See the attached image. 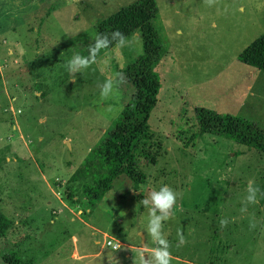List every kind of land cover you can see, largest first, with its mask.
Returning <instances> with one entry per match:
<instances>
[{"label":"rangeland","instance_id":"374dc122","mask_svg":"<svg viewBox=\"0 0 264 264\" xmlns=\"http://www.w3.org/2000/svg\"><path fill=\"white\" fill-rule=\"evenodd\" d=\"M135 1L0 0V212L11 221L0 264L11 254L33 264H143L158 244L141 201L162 186L177 193L163 222L171 264H264L261 192L246 199L249 184L264 183V153L199 134L196 120L203 108L264 128V72L238 61L264 34V0H154L160 90L140 145L145 181L135 190L120 176L91 211L65 199L67 180L130 100L124 72L143 41L132 34L75 73L68 61L89 56L97 22ZM109 79L114 90L102 98Z\"/></svg>","mask_w":264,"mask_h":264},{"label":"trees","instance_id":"16d2710c","mask_svg":"<svg viewBox=\"0 0 264 264\" xmlns=\"http://www.w3.org/2000/svg\"><path fill=\"white\" fill-rule=\"evenodd\" d=\"M156 15L154 0H137L96 24L95 39L91 45L95 43L97 36L107 34L111 40L112 33L116 31L125 38L138 33L143 41V56L124 72L133 93L120 117L111 129L104 132L64 186L65 199H79V204L85 210L91 211L120 176L127 177L135 190L145 181V175L139 171L140 145L147 138L150 139L148 120L156 106L160 90V81L153 69L160 57V46L150 25ZM116 44L117 41L111 40L109 47L102 49L100 53ZM238 61L264 72V34L238 55ZM196 120L199 134L219 136L249 150L264 153V128L253 122L203 108L196 110ZM257 188L261 192L260 200L264 201V184ZM10 226V219L0 212V238L5 236ZM2 261L4 264H33L30 260H19L16 254L2 258Z\"/></svg>","mask_w":264,"mask_h":264},{"label":"clouds","instance_id":"9594fccd","mask_svg":"<svg viewBox=\"0 0 264 264\" xmlns=\"http://www.w3.org/2000/svg\"><path fill=\"white\" fill-rule=\"evenodd\" d=\"M111 40L117 41L119 47H124L130 43V41L126 40L123 34L119 31L112 33ZM111 40L107 34L97 36L95 43L89 46V56L83 57L79 54L75 55L70 61H68V70L75 73L96 63L98 54L102 49L109 47ZM120 82H123V78H121ZM113 90L114 82L109 79L101 88V97H108ZM258 191L259 189L249 184V194L246 198L247 201L255 203ZM176 201L177 193L168 186H162L159 191H152L149 198H145L141 201L145 207L151 205L149 208L150 216L147 226V234L151 237L154 243L158 244V247L150 250V255L148 259L143 260V264H153V258L154 264H171V246L163 233V222L171 217ZM227 223L228 221L226 219L220 221L222 227L226 226ZM177 235L180 242L183 243L185 239L183 234L178 232Z\"/></svg>","mask_w":264,"mask_h":264},{"label":"built area","instance_id":"2783aa9c","mask_svg":"<svg viewBox=\"0 0 264 264\" xmlns=\"http://www.w3.org/2000/svg\"><path fill=\"white\" fill-rule=\"evenodd\" d=\"M105 245H106L107 247H109L111 250H117V248L119 247V246L113 244V243H112L111 241H109V240L105 242Z\"/></svg>","mask_w":264,"mask_h":264},{"label":"crops","instance_id":"0c3cea01","mask_svg":"<svg viewBox=\"0 0 264 264\" xmlns=\"http://www.w3.org/2000/svg\"><path fill=\"white\" fill-rule=\"evenodd\" d=\"M258 93V95H259V92H257ZM254 96V94L253 93H251V95H250V97H253ZM258 152H260V151H258ZM262 153V152H261ZM264 184V183H263ZM257 186H259V185H256V187ZM260 198H261V196H260ZM261 201V200H260ZM262 203H264V201H261ZM146 256V255H145Z\"/></svg>","mask_w":264,"mask_h":264},{"label":"water","instance_id":"95a60500","mask_svg":"<svg viewBox=\"0 0 264 264\" xmlns=\"http://www.w3.org/2000/svg\"><path fill=\"white\" fill-rule=\"evenodd\" d=\"M144 258L147 259L146 256Z\"/></svg>","mask_w":264,"mask_h":264}]
</instances>
